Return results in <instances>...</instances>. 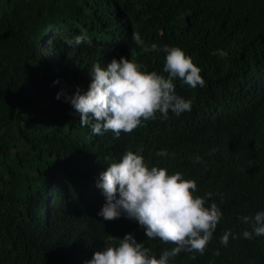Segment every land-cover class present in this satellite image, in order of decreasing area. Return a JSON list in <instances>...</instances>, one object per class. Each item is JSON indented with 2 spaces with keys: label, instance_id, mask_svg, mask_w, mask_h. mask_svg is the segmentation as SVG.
<instances>
[{
  "label": "trees",
  "instance_id": "obj_1",
  "mask_svg": "<svg viewBox=\"0 0 264 264\" xmlns=\"http://www.w3.org/2000/svg\"><path fill=\"white\" fill-rule=\"evenodd\" d=\"M81 34L91 44H65ZM153 43L201 70L204 87L173 79L191 111L157 113L118 139L92 135L64 96L88 90L94 64L121 57L167 78L166 53L144 51ZM127 151L194 180L193 195L212 193L205 206L222 212L203 255L169 264H264V236L249 244L253 223L236 219L264 212V0H0V264H87L126 234L157 258L171 250L134 220L97 215L100 175ZM221 231L236 239L219 250Z\"/></svg>",
  "mask_w": 264,
  "mask_h": 264
},
{
  "label": "clouds",
  "instance_id": "obj_2",
  "mask_svg": "<svg viewBox=\"0 0 264 264\" xmlns=\"http://www.w3.org/2000/svg\"><path fill=\"white\" fill-rule=\"evenodd\" d=\"M132 39L143 47L139 33H133ZM85 43L91 44V41L83 34L65 39V44L73 49ZM144 51L166 53L163 72L167 73V78L155 71H142L143 65L121 57L119 61L113 59L106 68L94 64L89 72L88 90L81 94L77 89L73 95L64 96L79 115L80 125L90 127L92 135L111 131L118 139L122 132L131 133L144 126V122L156 120L157 113L167 119L169 111L176 116L191 111V101L176 95L173 79L179 78L193 89L198 85L204 87L201 70L178 47L158 48L153 43ZM62 95L64 93H58L56 99ZM156 155L165 157L168 153L161 150ZM195 162L203 161L197 156ZM99 180L96 186L105 197V203L97 213L99 217L113 221L123 215L136 221L148 239H159L174 247L157 258L150 254L144 243H138L132 234H126L123 239L111 237L112 244L103 250H92L91 260L89 254L84 257L87 264H169L182 251L204 254L222 212L214 202L205 206L212 193H206L205 197L193 195L197 191L194 180L184 179L179 172L169 175L165 168L149 169L143 154L138 151L135 154L125 152L118 163L107 167ZM236 219L253 223L251 233H243L249 244L264 236V212L241 214ZM238 224L244 226L243 222ZM230 235L228 231L219 233V250L235 241L236 237Z\"/></svg>",
  "mask_w": 264,
  "mask_h": 264
}]
</instances>
